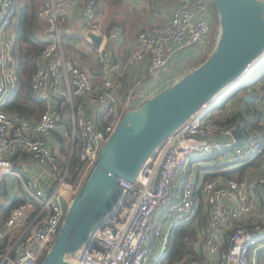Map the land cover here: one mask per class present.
I'll return each mask as SVG.
<instances>
[{
    "label": "built area",
    "instance_id": "2783aa9c",
    "mask_svg": "<svg viewBox=\"0 0 264 264\" xmlns=\"http://www.w3.org/2000/svg\"><path fill=\"white\" fill-rule=\"evenodd\" d=\"M212 1L178 0L167 21L139 31L137 47L126 57L124 68L147 62L155 74L190 48L195 49L193 56L210 54L220 33V27L214 32ZM40 2L38 28L45 44L31 85L46 108L35 120L6 106L17 82L20 0H0V195L6 189L5 178L13 176L23 196L9 208L0 227V264H41L60 233L69 204L96 165L100 147L124 113L145 99L134 92L120 97L124 68L118 69L107 45L121 37L123 28L104 26L98 0L77 2L86 27L104 35L99 47L86 40L101 68L98 80L88 66L66 55V0ZM88 104L96 115L87 112ZM215 105L205 104L173 131L133 182L121 180L125 197L120 212L92 232L91 248L84 246L79 255L69 257L73 264H161L176 230L193 219L204 221L197 227L199 247L179 264H264V169L247 168L264 155V130L240 121L244 139L238 142L233 134L237 123L214 117ZM60 124L70 137L62 160L50 138ZM26 158L51 168L55 179L50 189L39 176L22 171L19 163ZM205 160L213 163L205 165ZM3 213L0 208V218ZM152 249L159 250L154 260Z\"/></svg>",
    "mask_w": 264,
    "mask_h": 264
},
{
    "label": "water",
    "instance_id": "95a60500",
    "mask_svg": "<svg viewBox=\"0 0 264 264\" xmlns=\"http://www.w3.org/2000/svg\"><path fill=\"white\" fill-rule=\"evenodd\" d=\"M213 2L220 19L214 49L200 65L124 113L100 147L96 165L69 204L60 233L41 264H73L69 256L79 255L84 246L91 248L92 232L121 210L125 197L121 180L133 182L148 157L173 131L214 102L263 57L264 0ZM82 32L95 47L104 40L102 33L87 27ZM112 57L118 63L115 53ZM233 134L238 142L243 141L241 123Z\"/></svg>",
    "mask_w": 264,
    "mask_h": 264
},
{
    "label": "crops",
    "instance_id": "0c3cea01",
    "mask_svg": "<svg viewBox=\"0 0 264 264\" xmlns=\"http://www.w3.org/2000/svg\"><path fill=\"white\" fill-rule=\"evenodd\" d=\"M99 1H100V6H101L98 12L99 17L101 21L104 23L105 27H110L111 25L114 24L118 15H120L121 11L117 10L112 13L113 10L118 9V8L112 7L111 2L108 0H99ZM77 2H79V0H66L67 8L69 10V16L66 22L63 24V33L68 35L69 33L71 34V32L72 33L75 32L77 34V37L71 40V42L77 45V49H79L78 50L79 52L73 53L69 51V55L72 57V59L88 66L91 69L95 79L98 80L99 78H101V68L99 67V64L97 63L95 54L89 49L88 42L86 41L85 35L82 32L83 28L86 27V24L81 15V4ZM145 2L146 1H143L142 4L139 5V3H137L138 5L135 4L133 6L137 9L141 6H146L147 4H145ZM162 2L163 0H158L157 3L154 4L153 15H155L158 8L162 6L161 5ZM129 7L132 8L131 5H129ZM173 8L174 7L170 8L169 6V9H170L169 12H166L164 10V15L166 17L163 18L161 16L162 19L159 22L152 21L148 23L144 27V29L148 28L149 26L153 24L163 23L167 21L171 15ZM109 9H111V11ZM108 10L111 13V15L109 14ZM108 14L110 16H108ZM150 17L152 18L151 15ZM144 18L146 19V17ZM122 28H123V33L121 37L109 42V45L111 46L110 50L112 51V54L115 53L117 56L118 63L116 65L118 66V69L124 68V61L126 57L130 53H132L133 50L136 49L137 44H138V39L128 42L129 38L126 35L127 34L126 29L124 26H122ZM82 35L84 39L79 38ZM194 50H195L194 48H190L188 51L183 53V56L192 57L194 54L193 52ZM83 56H86V57H83ZM177 59H183V58L178 57ZM263 61H264V57L260 59V62L258 63V65L261 64ZM164 69H167V67H165ZM148 70H149V66L147 62H142L135 67H130V68L128 67L126 69L124 68V75L122 76V81H123L122 90L124 91V86H125L127 90L129 91V93L131 92L139 93L144 98H146V97L154 95L155 93H157L158 91L166 87L167 85L171 84L172 79H169V78L162 79L160 78L161 77L160 73H156V74L151 73V72L148 73ZM250 75L247 78L245 77L243 80H241L237 84L232 94H230L231 92L230 93L228 92L229 93L228 96H226L228 94L227 93L222 97L224 91L220 93L219 96H221L222 98H220L219 100L218 99L214 100V103L216 105L213 108L212 115L220 120L229 119L234 113L239 112V111H245V106H246L245 102L246 100L251 99L255 101L256 110H258L260 113V125H262L261 128L262 130H264V89L262 88L264 86V78L256 85L248 86L245 89L240 88L242 84L246 83L249 80ZM146 81H148V83ZM238 86L240 87L237 89ZM140 89H141V92L138 91ZM120 97L124 98L122 94H120ZM87 112L90 115H93V114L96 115L95 107H93L90 104L87 105ZM251 115L252 114L247 113L246 117H251ZM62 129H65V126H62L60 124L57 127V129L52 133V136L50 137L52 145L54 146L56 152H58L56 147L59 144V140H58V137L56 136V132H60ZM19 165H20L19 167L22 169V171L25 172V174L37 175L40 177L42 183L44 184L46 188L50 189L52 187L55 177L50 167L41 166L27 158L20 161ZM255 166H259L260 168L264 169V155L258 157L254 162L249 164L247 168L252 169ZM10 179H15V177L8 176L5 178L4 186L6 189H5V192L0 195V201H1L0 208L2 211L5 210L6 204L10 202L11 200L23 198L21 194V189L17 187V182L12 180L11 181L12 183H11L9 182Z\"/></svg>",
    "mask_w": 264,
    "mask_h": 264
},
{
    "label": "trees",
    "instance_id": "16d2710c",
    "mask_svg": "<svg viewBox=\"0 0 264 264\" xmlns=\"http://www.w3.org/2000/svg\"><path fill=\"white\" fill-rule=\"evenodd\" d=\"M99 1V0H98ZM113 3H121L123 0H108ZM40 0H20L19 10H20V21H19V30L17 36V47L15 50L16 55V74H17V82L16 86L12 92V96L10 100L7 102L6 106L9 110L18 113L19 115L27 116L29 118H33L38 120L46 108V102L41 97H39L31 85V77L33 72L35 71L38 64V56L39 53L44 46V41L39 33V19L37 16V11L40 7ZM212 13L215 19L214 23V32L217 33V28L220 27V19L219 13L216 8L215 3L212 1ZM100 1L97 6V11L99 12ZM115 24V23H114ZM113 24V25H114ZM112 26V25H111ZM217 27V28H216ZM77 37L75 32H71L68 35L64 34V49L66 55L69 58H72L69 55V51L73 53L79 52L77 49V45L72 43L71 40ZM80 39H84L83 35L79 37ZM109 48L111 47L109 44L107 45ZM111 49V48H110ZM208 55H204L200 58H195L190 62H197V65H200L203 61L207 59ZM86 57V56H83ZM183 61L182 66H180V59L172 60L170 63V67L168 72H165L164 68L160 69L158 73H162V79H170L175 78L174 75H178L176 77L183 76L190 70H185L184 66L185 62ZM178 69V70H176ZM176 71V74L171 72ZM264 78V61L258 65L250 75L249 80L241 85V89H245L248 86L258 84ZM148 83V81H146ZM123 84V81H122ZM144 86V85H143ZM123 87V85H122ZM122 90V88H121ZM119 92L122 94L124 98H126L130 94L127 88L124 86V91ZM131 91V90H130ZM141 92V89L138 90ZM238 91V90H237ZM245 111H239L234 113L229 119H226L227 122L230 123H238L240 121L251 123L258 128H261L260 125V113L256 110L255 101L246 100L245 102ZM247 113L252 114L251 117H246ZM262 129V128H261ZM76 161V157H74L73 162ZM244 167L237 169L238 172L242 173L244 171ZM228 174H232V171H227ZM75 176V175H74ZM23 201V198L14 199L8 202L5 206V210L3 215L0 218V227L2 226L5 216L8 214V210L13 205H17L19 202ZM203 220L196 222L193 219L190 223L180 226L176 232L174 233L172 240L168 249L165 252L164 260L165 262H161V264H179L181 258L185 256L187 253H194L195 240L197 239V227H203ZM261 257L264 258V251L261 252ZM263 264V263H261Z\"/></svg>",
    "mask_w": 264,
    "mask_h": 264
},
{
    "label": "rangeland",
    "instance_id": "374dc122",
    "mask_svg": "<svg viewBox=\"0 0 264 264\" xmlns=\"http://www.w3.org/2000/svg\"><path fill=\"white\" fill-rule=\"evenodd\" d=\"M143 1H146L145 2V4H147L146 6H141V7L137 8V9L133 6L135 4L138 5L137 3H139V5H140V4L143 3ZM157 1L158 0H124L123 2L118 3V4L111 2L112 7L118 8V9L113 10L112 13L114 11H117V10L121 11L120 15H118V17H117V19H116V21L114 23L115 24H120V25L125 27L126 32H127L126 35L129 38L128 42H131L133 40L138 39L139 31L144 29V27L148 23H150L152 21L159 22L162 19V17L163 18L166 17L164 15V10L166 12H169V10H170L169 6H170V8L174 7V5H176L178 0H163V2L161 4L162 6L160 8H158V10L156 11V14L153 15V13H154L153 6H154V4L157 3ZM129 5H131L132 8H130ZM109 10L111 11V9H109ZM109 10H108V12H109ZM109 14L111 15L110 12H109ZM109 14H108V16H110ZM150 15L152 16V18L150 17ZM144 17H146V19H148V17H149V19L146 20ZM204 55H208V53L207 54L206 53L202 54L200 56H192V57H184L183 54L181 53V54L178 55V57L179 58H183V59H180V61H178V62L180 64V66H182L183 61L188 60L187 58H190L189 61L185 62L184 66L186 67L185 70H190L191 71L192 69L197 67L196 66L197 62L196 63L195 62L192 63L190 61L194 60L197 57L200 58V57H202ZM174 60H176V59H174ZM170 63H169L168 68L170 67ZM168 68L165 69L164 71L168 72L169 71ZM176 70H178V69H176ZM158 72H159V70L156 71V73H158ZM148 73H150L149 70H148ZM173 73L176 74V71L171 72V75ZM179 75L180 74L174 75V77L179 76ZM160 76H161L160 78L163 77L162 73L160 74ZM170 79H172V78H170ZM173 82H174V80L171 81V83H173ZM56 136L58 137V140H59V144L56 147V149L58 150L57 154L61 157L60 159L62 160L64 157L67 156L68 151H69V150H67V149H69V146H70L69 131L67 130V128L62 129L60 132H56ZM205 161H206L205 165H209V164L213 163L212 161H207V160H205ZM12 180L17 182L16 179H10L9 182H11ZM17 187L19 189H21L19 182H17ZM199 243H200V241L197 242V240H195L194 245H197L196 247H199ZM158 252H159V250H155L154 251V249H152L150 251L151 260H154L156 258ZM161 260L162 261H160V263L166 261V260H164V258H162Z\"/></svg>",
    "mask_w": 264,
    "mask_h": 264
},
{
    "label": "bare ground",
    "instance_id": "6f19581e",
    "mask_svg": "<svg viewBox=\"0 0 264 264\" xmlns=\"http://www.w3.org/2000/svg\"><path fill=\"white\" fill-rule=\"evenodd\" d=\"M256 67H258V66H256ZM256 67H254L253 69H255ZM251 69H252V68H251ZM251 69H250V71H252V70H253V69H252V70H251ZM69 257H70V256H69Z\"/></svg>",
    "mask_w": 264,
    "mask_h": 264
}]
</instances>
